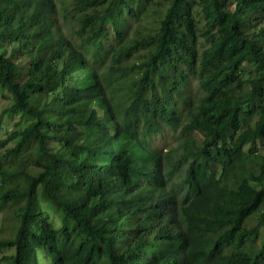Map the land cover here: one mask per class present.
I'll use <instances>...</instances> for the list:
<instances>
[{"label":"trees","instance_id":"obj_1","mask_svg":"<svg viewBox=\"0 0 264 264\" xmlns=\"http://www.w3.org/2000/svg\"><path fill=\"white\" fill-rule=\"evenodd\" d=\"M164 2L0 0V264H264V0Z\"/></svg>","mask_w":264,"mask_h":264},{"label":"rangeland","instance_id":"obj_2","mask_svg":"<svg viewBox=\"0 0 264 264\" xmlns=\"http://www.w3.org/2000/svg\"><path fill=\"white\" fill-rule=\"evenodd\" d=\"M156 1H160V3H155L152 7L154 10L149 11V16L147 18H145V20H144V24L146 26H150V25L152 26L156 22V19H158V16H160V13L158 14V16L156 14L160 11V8H162V2H164V0H156ZM56 3H57V6L62 10V8L65 5H68L70 3V0H56ZM164 4H165V2H164ZM57 23L60 27L61 32L69 40H71L72 42L77 41V38L75 37L73 31L71 30L72 21H71L69 16H67L66 18H63L62 16H60ZM6 105H7V103H6L5 99L3 97H0V110H1V108L5 107ZM17 119H18L17 117H11V118L4 117L3 118V122L5 124L4 126L6 129H0V139H2L5 136V134L7 132L6 130L10 131V130L14 129V124L17 121ZM163 142H161L160 144H162ZM7 145H9V144H7ZM258 149H259L260 153H262L264 155V145H259ZM2 150H3V148H2ZM255 248H256L255 243H253L252 241H247V244L241 250H242V252H244V254L251 255L255 251ZM0 257H1V254H0Z\"/></svg>","mask_w":264,"mask_h":264}]
</instances>
